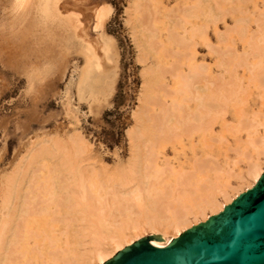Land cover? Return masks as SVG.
Returning a JSON list of instances; mask_svg holds the SVG:
<instances>
[{"label":"rangeland","instance_id":"374dc122","mask_svg":"<svg viewBox=\"0 0 264 264\" xmlns=\"http://www.w3.org/2000/svg\"><path fill=\"white\" fill-rule=\"evenodd\" d=\"M202 1L203 4L201 5L204 6L205 4V9L212 8L214 14L218 11L216 12V14L218 13L217 15H220L217 17L218 20H208L211 18L209 17L206 21L201 17L203 15L200 14L201 16H199V19H197L198 17H193L188 20H183L181 22V24H183L182 28L178 27V25H181L177 24L179 21V17L177 18V16L182 18L183 15L181 13L186 10L188 11L190 7L192 9L194 4L197 5L198 2L196 0L148 1L150 13L154 16V20L156 18L154 22H151L152 29L155 34L156 32L158 34H156L157 42L160 43V45L162 43V47L160 46L161 49L159 47L157 50L158 53L155 52L154 54V51L150 52V50L146 48L147 45L144 41L147 40V34L144 32V28H142V19L140 20L139 15L135 14V0H54L51 5L50 14L47 16L48 18L42 14V8L46 4V0H0V203L5 194L13 198L23 197L27 193H25V191H29V186L33 188L40 186L38 189H35L36 191H33L31 187L33 193L28 194L30 197H40L42 191H51L50 189L55 188L57 195L59 194L56 197L59 199L64 197L61 203L60 200L58 202V198L51 197V199H53L52 201H55L52 203V201H50V196L46 193L43 195V197H47L46 199H49L52 203H49L50 214L48 213L46 216H53L52 211L59 204L62 206L58 205V211L55 208L56 211L54 210V213L63 214L64 218H66L54 225L52 221H50V223L48 222L49 224L37 229L40 235V237H37L38 235L36 236L39 241V245L37 244L38 246H36L38 251L33 248L35 242L31 240V247H29V251L31 252H27L26 254V257L31 259V264H42V257L47 262L50 257H53L52 260L59 259V264H73V262L76 261L85 263L88 261L89 256H92L98 249L109 252L113 251L114 245L112 244V240L113 238H119L120 235L115 230L108 227L104 220H97L96 217L101 215V211L94 208H88L86 211L81 208L72 210L69 206L74 203L73 201L67 205V199L73 195L71 190L74 187V189H80L77 172L74 173L76 177L71 179L73 176L71 175V165H75L77 170H79L78 166L86 164L87 162L95 164V167L103 163L111 169L120 168L123 165L125 166L131 157V142L128 131L132 128L144 134L155 131L152 129L151 119L153 117L148 118L149 120H146L147 117L145 120H137V112L143 107L145 99H150V101L152 99V103L153 97H155L154 99L158 102L160 101L163 103V100H165L163 104L167 105V103H171L176 108H179L177 109V111L179 110L177 114L180 115L181 112H183L181 106H184L183 102H185V104L188 103L190 110L195 112L194 110L197 108V103L195 101L197 100L193 98L189 99L191 93L184 87L183 83H180L181 80L179 78L180 81L177 77L175 78L176 80L172 79L175 76H172L168 71V67L173 65L176 58L178 59L183 54L180 53L183 50L178 45H174L170 42L168 38L170 36L169 33L171 34L174 30H177L173 33L175 35L180 34L181 37V35L184 34L183 30L189 32L190 29L191 31V29L195 27V23L196 27H200V25L201 27L204 26L202 30H205L206 35L205 33L201 34L203 31L199 33L201 36L196 33L197 36H195V38L192 34H188L189 37H193L191 39L194 41L195 45L194 51L196 52V57L194 56L193 65L194 67L204 65L208 73H211L212 76L217 74V76L214 77H218L223 74L225 75V80L228 79L229 73L225 72L227 69H224L225 66L223 67V62L221 63V61H223V56L228 57L227 54L232 48H230L231 44L233 45L235 42L233 48L239 54H244L243 52L251 53L248 43V40H250L249 38L258 36L260 34L258 29H264V24L263 26L261 25L264 23V1L229 0V2L228 0H222L226 2L222 3L221 0H201V3ZM253 1L254 3H252ZM232 2L233 5L231 4ZM237 2H239V6ZM179 3L180 5H178ZM189 5L190 7L187 8ZM103 7L108 8V15L103 25L99 27L97 16ZM175 8L179 10L176 11ZM236 8L238 9L237 12L235 11ZM170 9L175 10L176 13L169 17L165 16ZM227 9L228 13H226L227 11L224 13V10ZM156 10L158 12H156ZM180 10L183 11L181 12ZM255 18L257 22H259V26L258 23L255 22ZM177 19L178 21L175 22ZM239 20L245 23L243 24L241 21L237 24L236 21L239 22ZM187 21L188 23H186ZM205 21L207 22L206 25L203 24L206 23ZM189 23L192 25H188ZM173 24L177 25L175 26ZM226 24L229 25L230 28L226 26ZM231 26L235 28L236 32L234 34L229 31L232 28ZM173 27L177 28L173 30ZM237 28L238 30H236ZM243 28L246 30H244L246 36L242 34L244 32L241 33L240 31L243 30ZM218 36H222L223 39L222 37L220 39ZM229 39H231L232 42ZM261 44L258 46V52L253 53L254 56H252L253 54L251 53L252 58L249 56L246 62L247 65L253 66V69L259 66L264 69V44ZM144 48L149 54L145 53L146 57L143 61L141 60L144 54L143 51L147 52ZM162 48H164L166 52ZM225 48L227 50L230 49L227 51L224 50ZM226 52L227 54L225 55L224 53ZM255 54L258 55L259 58L257 56L255 57ZM252 59L255 64H261L254 67ZM187 62L189 63V61L184 60L185 64L183 63L184 66H181V69L184 71L182 72L183 74L186 73L188 75L189 73L187 72L190 71L191 65L189 64L190 66H188ZM224 62L226 63L225 60ZM215 64H218V66ZM219 64L220 66L222 65V69L219 67ZM247 65L239 71L244 77L242 81L244 85L242 84V86L245 89L249 86L248 88H250V90L247 88V94L251 92V94H249V97H251L249 98L247 95L243 97L246 94V92H244L246 90H242L243 103H237L241 107H238L236 103V107H234V101L231 103L225 100L222 101L224 98L222 97V103H228V106H225L227 108L225 113H222L226 116L221 114V116L217 118L218 120L216 119V123H214L215 125L213 124L214 126L212 127V132H199L196 135L194 134L191 138L182 136L185 147L182 146L180 144L181 142L178 140H175L171 145L168 143L169 145L163 144L164 146H160L158 165L164 167L166 165L164 161L166 158H170L168 161L169 166L171 164L170 168L174 173L172 175L173 177L171 176L172 178L169 177V182H174L178 176H181V173L179 171L177 172L179 166L181 167L180 171H188L192 168L190 163L194 165L198 158L201 160L202 158L207 159L205 157L206 155L212 156L208 157V159L211 158L210 160L213 161V163L217 162L216 164L223 169V174H221V179L219 178V181H217L214 178L216 177V170H214V173L213 170L209 171V181L211 183L213 182V184L219 182L218 184L222 185L232 197L237 191L247 190L252 183V180L246 174L247 159H245V157L252 161H258L260 166L264 168V148L257 145L258 147H255L256 150L254 146L252 148V146L248 145L249 140L253 138L255 140L258 136L261 137L264 135V98L262 99V96L260 97L264 92L262 89H258L256 85L251 82L252 80L249 81V78H252V73L250 72L253 69L248 67L250 68L248 70ZM159 70L165 72L164 75ZM207 70L200 69L202 72L205 71L203 74H206ZM186 74L185 76H187ZM94 77H100L102 80L100 86L97 88L92 84ZM192 80H194V78ZM158 85L161 86L158 87ZM175 85H177V89ZM194 85H197V89L199 87L203 88L206 86V80L202 79L200 82L195 81ZM253 87H255L257 91ZM162 89H169L168 91H170L169 93L172 95L171 98L170 95L167 97L163 95ZM172 90L176 91L172 93ZM182 92L183 94H181ZM155 94L157 96L159 95L157 99ZM174 95L176 98L171 100ZM174 102H177L176 105ZM246 104L247 106H245ZM154 107L149 109V116H153V114L156 116L159 114L160 107ZM239 111L241 113H239ZM242 113L244 114L240 118L246 117L249 121L253 122L255 120L254 123L256 125L258 121L263 125L261 126L258 123L259 128L257 126V131L249 135L246 134L245 131H240L238 129L240 118L237 117V115ZM107 114L111 115L107 116ZM255 116L259 118L256 119ZM231 124L233 126H231ZM223 125H229L231 130H228V128H226L227 126L224 127ZM233 129L236 130V132ZM228 131L230 133L232 131V133L229 135ZM209 133L212 135L209 136ZM216 133H218L217 136H213L216 135ZM220 133L221 135L219 136ZM75 135L83 138L88 146L92 148L89 154L86 156L83 155V158L74 157L75 152L73 143L70 139L74 138ZM202 135L208 138V140L205 137L202 138ZM220 137L223 139L222 141ZM246 139L249 140L246 141ZM213 140H215V142ZM208 141L210 144H208ZM240 141L246 142V145L244 146V143H240ZM191 143L193 144L191 145ZM204 143L207 144L205 145ZM237 146L239 147L236 148ZM243 146L244 148H242ZM247 146H249V148ZM193 147L194 149H192ZM43 148H45L44 154L40 157H34L35 153L39 150H44ZM62 148H66L68 157H63L62 152L59 151V149ZM259 150H261L260 153ZM49 151H52L53 154H49ZM145 155V151L142 149L139 155L142 165L145 164ZM89 156L96 157V161H84ZM164 157L165 159H163ZM226 162L227 165H225ZM49 168L52 170L50 171L52 173H48L50 170ZM32 170L35 179L31 176L33 175ZM230 170L231 173L229 172ZM37 171L39 172L37 173ZM121 171L122 169L120 172ZM11 174L14 178L10 176ZM227 174H229V176ZM37 175L39 177H37ZM44 176L45 178L47 176V179H44ZM7 177H10L9 179L12 182L10 185H8L9 182L7 183V180L9 181ZM97 177L94 178L96 182L101 181L98 184H102V186L105 187L100 191L101 193L94 195L96 196L95 199L97 197L101 199L104 198L109 190L112 188L113 190L116 189V185L120 187L119 194L126 193L127 189L130 188L129 186L125 188V186L116 183L109 173H101L97 175ZM126 177L127 180L130 179L129 175H126ZM30 179L33 180L31 181ZM54 180L57 183H54L56 186L52 184ZM33 181L37 184L35 185ZM145 181L146 180L141 181L140 184L134 181L131 186H133V184H139L138 186H142V188L145 189ZM31 182L34 183V185H31ZM38 182H41L40 185ZM93 183L90 185V189H92ZM7 186L10 190L9 194L6 193L8 191ZM52 186H55V188H50ZM44 187H46L45 190ZM40 190L41 192H37ZM143 197L145 205H147L151 197L145 194ZM89 198L94 199L91 195ZM134 198L135 196H133L132 199ZM216 198H218L221 203L224 202L221 196L218 195ZM67 213L69 214V220H67ZM206 214L211 215L209 211H207ZM85 215L88 217L86 220ZM44 217L45 216L41 218L43 221ZM197 219H199V222H201L200 220H204L202 216H199ZM191 221H195L194 216H191ZM96 226L100 227L99 229L101 230H97ZM52 227L54 230L51 229ZM150 235H159L163 239L162 232L152 233L151 230L145 229L139 236H131L130 242L124 243L122 247L125 248L129 246L128 244L131 245ZM170 236L171 235H169V237ZM172 236L170 238H172ZM53 237L54 239H52ZM48 239L50 242L46 243ZM51 240L54 242L52 241V243ZM48 244L52 245V247ZM4 247H6V245H4ZM30 248L34 251L30 250ZM57 249L59 252L61 250L63 251L59 253L56 251ZM18 250L22 253L24 248L22 249L19 247ZM54 250L55 252H53ZM64 250L67 251V255H69L67 258L69 262L66 263L63 260L65 255ZM49 251L54 254L57 253L55 255L58 256L54 258L55 255L51 252L50 254L52 256H50ZM68 251L70 253H68ZM36 252H39L42 256L39 258L34 254ZM71 252L77 255L79 254L76 261L73 260ZM47 253L49 256H47ZM26 257L21 256V264L25 262ZM94 264L98 263L96 262Z\"/></svg>","mask_w":264,"mask_h":264},{"label":"bare ground","instance_id":"6f19581e","mask_svg":"<svg viewBox=\"0 0 264 264\" xmlns=\"http://www.w3.org/2000/svg\"><path fill=\"white\" fill-rule=\"evenodd\" d=\"M148 1L149 0H135L134 11H135V14L139 15L140 20L142 19L141 21H143L142 28H144L143 30L147 34L146 35L147 40L144 41L145 44L147 45L146 48H147V50H150V52L154 51V54H155V52H157L158 48L162 45V43L160 45V43L157 42V36H156L157 32H156V34L153 32L154 30L152 29L151 22L152 21L154 22L156 20V18L154 20V18H153L154 16L152 15V13H150V9H149L150 7L148 6ZM196 1L198 3H197V5L194 4L192 9L189 5L187 7V8L190 7V9H188V11L186 10L185 12H182L185 9L180 10L182 12L181 14L183 15V17H182L183 19L180 18V16H177V18L179 17V21L177 19V20H175V22L178 21L177 24L181 25V26L178 25V27L182 28L183 24H181V22L183 20H188V19H191L193 17H198L197 19H199V16H201L200 14L203 15L201 17L203 19H205L206 21H207V18H209V17H211V18L213 17V18L212 19L210 18L208 20H212V21H213V19L215 21L218 20L217 17L220 16V15H217L218 13L216 14V12H218V11L215 10L216 12L214 14L213 10L210 6H208V7H210L211 9H205L204 8L205 4H204V6L201 5V4H203V1H202V3H201V0H196ZM238 1H241V0H238ZM242 1H247V0H242ZM262 1H264V0H262ZM53 2H54V0H46V4L42 8L43 16H46V17L49 16L50 10H51V5L53 4ZM221 2L226 3L225 1H222V0H221ZM233 2L231 3L232 5H233ZM44 3H45V1H44ZM193 3H194V1H193ZM208 3H206V4H208ZM252 3H254V1ZM190 4H191V1H190ZM238 4H239V2H237V5ZM178 5H180V3ZM226 6H228V5H226ZM254 7H255V5H254ZM237 8L235 10L236 12L239 9V8L238 9ZM175 9H176V11L179 10V9L177 10V8H175ZM214 9H215V6H214ZM157 10H156V12H158ZM107 12H108V8L103 7L100 10V12L98 13L97 20L99 22V24H98L99 27H101L103 25V22L108 15ZM225 12L228 13V9L224 10V13ZM231 12H234V11H231ZM175 13H176L175 10L170 9V11H168V13L165 16L169 17ZM154 15H156V14H154ZM171 18H173V17H171ZM194 19H196V18H194ZM258 19H259V17H258ZM255 20L254 21L257 22L256 18H255ZM241 21L240 20H239V22L236 21V23L239 24ZM260 21H262V20H260ZM76 22H77V20H76ZM194 22H195V20H194ZM255 22H254V24H255ZM186 23H188V21ZM199 23L202 24L201 22H199ZM242 23L244 24L245 22L242 21ZM257 23L259 26V22H257ZM190 24L191 23H189L188 25H190ZM203 24L206 25L207 22L203 23ZM233 24H235V23H233ZM263 24L264 23H262L261 25L263 26ZM173 25H175V24H173ZM226 26L229 27V25H227V24H226ZM203 27H201V25H200V27H196V23H195V27H193L191 29V31L189 29V32H187V31L185 32V30L181 29V30H183V33H184L183 35H181V37H180V34H178L179 35L178 36L177 34L175 35L173 33L175 31L174 29L177 28V27L176 28L173 27L174 31L172 32L170 30L172 33L171 34L169 33L170 36L168 37L170 39L171 43H173L174 45L175 44L178 45L183 50L182 52H180L183 54L178 59L176 58V61H175V63L173 62L174 63L173 65L168 67L169 68L168 71L171 73L172 76H175L172 79H175L176 77H177V79L179 78L181 80L180 83L181 84L183 83L184 87L186 89H188L189 93H191L189 99L193 98L194 100H197V101H195L197 103V108L194 110L195 112L191 111L189 106H188V103L185 104V102H183L184 106L183 105L181 106L183 112L180 111L181 112V115H180V114H177L179 111V110L177 111V109H179V108H176L171 103H167V105L163 104L165 100H163V103L160 101H159L160 102L159 103L158 101H156L154 99L155 97H153V103H152L151 102L152 99H151V101H150V99L149 100L145 99V103H143V107H141L137 112V120H139V121L141 119L145 120L146 117H147L146 118V120H147L148 118L153 117L151 119L152 120V129L155 131H153L149 134L141 133V132H139V130H136L133 128L130 131H128L129 132L128 135H129L130 142H131L130 143L131 144V154H130L131 157H130L129 161H127L128 163L125 166L123 165L122 167L119 166L120 168L111 169L103 163H101L99 166L95 167V164H91L90 162H87L86 164H81V166H78L79 170H77L75 165H73V166L71 165V175H73L71 179L76 177V175L74 173L77 172L78 177H79V183L78 184L80 186V189H74L75 188L74 187L71 190L73 195H71V197L69 199H67V205H68V203H72V201H73L74 203L70 204V206H69L72 210H74L75 208H81L82 210H85V211L88 208H94L96 210H100L101 215L99 217H96L97 220L98 219L104 220L108 227L112 228L113 230H115L120 235L119 238H117V239L113 238V240H112V244L114 245L113 251L109 252L106 250L98 249L92 254V256H89L88 261L85 263L84 262L83 263L77 262L76 258L79 254L77 255L76 253L71 252L73 260L76 261V262H73V264H94L96 262L98 264H106L108 261H110L112 258H114L118 252L123 250L124 247H122V245L124 243H129L131 236H139L143 232V230H145V229L151 230L152 233L162 232L163 233V239L162 238L161 239L163 241H165V243L156 242L155 239H153L152 242L156 247H159V248L167 247L168 245H170L175 239L180 237V235H182L188 229H191L192 227L199 225L200 223L206 222L213 215H217V214L223 212L225 207H227L228 205L233 203V201L235 199H237L242 193H245L249 189H252L256 185V183H258V181L260 180V178L264 174V168H262L260 166L258 161H252L251 159L245 157V159H247L246 174L252 180V183L247 190L237 191L231 197L230 194L225 190V188L222 185L218 184L219 182L216 184H213V182L211 183L209 181V177H208L209 171L213 170V173H214V170H216V172H215L216 177H214V178L217 181H219L221 174H223V169L216 164L217 162L213 163V161L210 160L211 158L208 159V157H212V156H207L205 154L206 155L205 157L207 159L202 158L204 160H202V159L200 160L199 158L198 159L195 158L197 160L195 161L194 165H193V163H190L192 165V168L188 171L187 170L180 171L181 167L179 166L178 167L179 169L177 170V172L179 171L181 173V176H178V178H176V180L174 182H169V177H171L174 174L172 172V169L170 168L171 164L169 166L168 161L170 158H166V160L164 161L166 163V165L164 164L165 165L164 167H160L158 165L159 148L161 145H163V144L167 145L168 143H170V145H171V143H173L175 140H178L179 142H181L180 144L185 147V144H183L184 140H183L182 136H186L187 138H191L194 136V134L196 135L199 132H203V133L208 132V131L212 132V127L215 125L214 123H216V119L219 116H221L222 113H225V111L227 109L226 107L228 106V103H231L232 101H234V104L235 103L236 104L237 103L242 104L243 103L242 102L243 97H245L246 95L249 97V94H251V92L247 94V88L249 86L248 87L245 86L246 89L243 88L242 81H243L244 77H243V75H241L239 70L247 65L246 62L248 61L249 56L251 57V55L253 53L258 52L259 44L264 42V29H262L263 30L262 31V30L258 29V27L256 26V28L259 30L260 34L259 35L257 34L258 36H253V37L249 38L250 40H248L249 48H250L249 50H251L252 54L247 53V52H243L244 54H239L233 48V46H235L234 45L235 42L233 43V45L231 44L230 48L231 47L232 48L231 49L229 48L231 51H229V49L227 50L226 48L224 49V50L229 51L228 54H227V52L224 53L225 55L227 54L228 57L223 56V61H221V63L223 62V64H222L223 67L225 66L224 69H227L225 72L229 73L228 79L225 80V75H223V74L219 75L218 77H214V76H217V74H214V76H212L211 73H208V70H207L206 66H204V65H201V66L198 65V67H194V65H193V59H194V56L196 55V52L194 51L195 50L194 41L191 38H193L192 36H194V38H195V36H197V34L199 35V33L202 31L203 32L201 34L205 33V30L204 29L202 30ZM233 27L229 30L230 33H232V34H234L236 32L235 28H233ZM237 27H238V25H237ZM245 27H247V26H245ZM261 27H259V28H261ZM236 30H238V28ZM244 30H245V28H243V30H240L241 33L244 32ZM141 31H142V29H141ZM245 33L246 32H244L242 34H245ZM188 34H192V36L189 37ZM205 35H206V33H205ZM219 35H221V34H219ZM199 36H201V35H199ZM236 36H237V34H236ZM245 36H246V34H245ZM218 37H220V36H218ZM221 37H220V39H221ZM223 37H222V39H223ZM236 39H239V38H236ZM229 40H231V39H229ZM242 41H244V40H242ZM231 42H232V40H231ZM168 44H169V42H168ZM228 44H229V42H228ZM262 44H264V43H262ZM225 45H226V43H225ZM161 47H160V49H161ZM170 48H168V49H170ZM162 49H164V48H162ZM165 52H166V50H165ZM165 52H163V53H165ZM143 53L144 54L142 55L141 60L144 61V59L146 57L145 53L149 54V52L143 51ZM193 53H195V54H193ZM262 55H263V51H262ZM252 56H254V54ZM256 56L258 57V55L255 54V57ZM167 58H168V55H167ZM253 59H254V57H253ZM184 60L189 61V63L187 62L188 66L191 65V68L189 69L190 71L187 72L189 74L187 75L185 73L187 76H185V74L182 73L184 71H182V69H181V66H184L183 65ZM224 60L226 61V63L224 62ZM252 62H253L254 67L259 66L261 64V63L255 64L254 60ZM260 62H261V59H260ZM220 64H219V67L222 69V67H221L222 65L220 66ZM215 65L218 66V64H215ZM248 67H251L253 69V66H251V65L250 66L247 65V68ZM200 69L207 70V73L203 74V73H205V71L202 72V71H200ZM249 69L250 68H248V70ZM160 70H161V68H160ZM160 72L163 75L165 73L163 71H160ZM169 72H167V73L170 74ZM250 73H252V78H249L250 80L249 79L248 80L249 81L252 80L251 82H253L258 89H262L264 92V69H263V67L261 68L259 66L257 68H254L253 70H251ZM163 75H162V77H163ZM189 75H191L192 77ZM188 77H190V78H188ZM193 78H194V80H192ZM202 79L206 80V86H204L203 88L199 87L197 89V85L195 86L194 82L195 81L200 82ZM101 82H102V80L100 77H94L92 80V84L95 86V88L100 86ZM177 85H175L176 89H177ZM160 86L158 85V87H160ZM163 87H165V86H163ZM253 88L256 89L255 87H253ZM154 89H156V88H154ZM244 89L246 90V91H244V92H246V94L242 97L241 92ZM248 89L250 90V88H248ZM168 90L169 89H166V90L162 89V91H163L162 93L166 97L170 95V93H169L170 91H168ZM175 91H173L172 93H174ZM188 91H186V92H188ZM256 91H257V89H256ZM184 92H185V90H184ZM181 94H183V92ZM158 96L156 95V99ZM171 96L172 95H170V98H171ZM258 96H259V94H258ZM261 96L263 99L264 94L260 95V97ZM222 97H224L222 99V101L223 100H225L226 102L228 101L227 104H225L226 102L222 103V101H221ZM174 98H176L175 95L173 96V98L171 100H173ZM198 101H199V104H198ZM176 103H175V105H176ZM236 104L234 105V107H236ZM154 105H155V107L156 106L160 107V110H159L160 112L158 111L159 114H157L156 116L154 114H153V116H149L150 115L149 109L154 107ZM169 105H171V106H169ZM180 105H179V107H180ZM237 105H238V107H241L239 104H237ZM260 105H261V103H260ZM245 106H247V104ZM181 108H180V110H181ZM236 113H238V112H236ZM239 113H241V112L239 111ZM252 113H250V114H252ZM243 114L244 113H242L240 115L238 114L239 116L237 115V117L240 118L243 116ZM254 114H255V112H254ZM222 115H225V114H222ZM252 116H254V115H252ZM257 118H259V117L257 116L256 119ZM222 119H224V118H222ZM239 121H240V123H239ZM239 121H238V123H239L238 129L240 131H242V132L245 131L246 134H248V135L257 131L256 128L258 126L259 121L257 122V125L254 123L255 120L252 122V121H249V119L247 120L246 117L240 118ZM223 123H224V121H223ZM233 125H234V123H233ZM233 125L231 124V126H233ZM226 126H224V127H226ZM224 127H222V128H224ZM226 128H228V130H229L231 127H229V125H228ZM258 128H259V126H258ZM263 128H264V125H263ZM234 131L236 132V130H234ZM220 132L223 133L222 131H220ZM242 132H241V134H242ZM221 133L219 134V136L221 135ZM231 133H232V131H231ZM231 133L229 132V135ZM217 134L218 133H216V135H213V136H217ZM203 135H202V138L205 137ZM210 135H212V134L209 133V136ZM253 136H255V135H253ZM257 136H258V134H257ZM221 137H220V139H221ZM233 137H235V136L233 135ZM206 139L208 140V138H206ZM209 139L211 140L210 137H209ZM235 139L237 140L236 137H235ZM70 140L73 143V149L75 152L74 157L83 158V155L86 156L87 154H89L91 152L92 148L90 146H88L86 141H84L83 138H81L80 136L75 135V137L71 138ZM215 140H213V141L215 142ZM222 140L223 139H221V141ZM247 140H249V139H246V141ZM217 141H218V139H217ZM191 142H192V140H191ZM210 142L208 144H210ZM236 142H239V141H236ZM241 142L242 141H240V143ZM175 143H177V142H175ZM202 143H203V141H202ZM242 143H244V142H242ZM245 143H244V146L246 145ZM192 144L193 143H191V145ZM204 144L206 145L207 143H204ZM248 145L252 146V148L254 146V149H256L255 147H258V146L264 148V135L261 137L258 136L257 139H255V140H254V138L249 140ZM178 146H180V145H178ZM182 146H180V147H182ZM211 146H213V145H211ZM239 146H237L236 148H238ZM244 146L242 148H244ZM249 146H247V147L249 148ZM58 147H59V145H58ZM43 149L44 150H39L37 153H35L34 157L42 156L45 152V148H43ZM142 149H144L145 154H146L144 157L145 164H143V165L141 164L140 157H139L140 152H142ZM192 149H194V147ZM35 150H33V151H35ZM59 151L62 152L63 157L64 156L68 157V154L66 152V148L59 149ZM174 151H176V150H174ZM240 151H242V150H240ZM193 152H194V150H193ZM260 152H261V150H259V153ZM176 153H178V152H176ZM181 153H182V151H181ZM49 154H53V152L49 151ZM163 159H165V157ZM87 160L91 161V162L93 160L96 161V157L89 156L84 161H87ZM216 160H217V158H216ZM83 163H85V162H83ZM25 164H27V163H25ZM225 165H227V162ZM37 166H39V165H37ZM45 166H46V164H45ZM121 169H122V171L120 172ZM34 170H36V169H34ZM95 170H97V171H95ZM50 171H52V170L50 169L48 171V173ZM38 172L39 171H37V173ZM229 172L231 173V170ZM32 173H33V170H32ZM50 173H52V172H50ZM101 173H109L114 178L116 183H118L122 186H125V188H126V186H129L130 188L127 189L126 193H120L119 194L120 187L118 185H116V189L113 190V188H112L111 190H109V192L107 193V195L104 198L101 199V198L97 197L95 199L96 196H94V195L101 193L100 191L103 190L105 187V186L103 187L102 184L101 185L98 184L101 181L96 182V180L94 179L95 177H97V175H100ZM126 173H128V174H126ZM175 174H178V173H175ZM126 175L127 176L129 175V177H130L129 180H127ZM227 175L229 176V174H227ZM10 176L12 177V174ZM31 176L33 177V179H35L34 173ZM37 177H39V176L37 175ZM12 178H14V177H12ZM12 178H11V180H12ZM43 178L47 179V176H46V178H45V176ZM36 180H37V178H36ZM48 180H49V178H48ZM144 180H146L145 181L146 185L144 186L145 189H143L142 186H138L140 184V182L144 181ZM35 181H33V182H35ZM61 181H62V179H61ZM134 181H137L139 184H137V185L133 184V186H131L132 183H134ZM7 183H8V185H10L12 182L9 179V181L7 180ZM40 183H39V185H40ZM43 183H45V182H43ZM54 183H56L55 180H54V182L52 181V184L56 186L57 183L56 184H54ZM92 183L94 185L92 186V189H90V185ZM32 184L34 185V183L31 182V185ZM36 184L37 183L35 182V185ZM48 186H50V185H48ZM55 186H52L50 188H53V187L55 188ZM29 187H30V189L28 188L29 191L26 190L25 193L26 192L27 193L23 197L13 198V197H10V195L5 194L4 198L2 199V202L0 203V264H21V262H20L21 256L26 257L27 252H31V251H29V247H31L30 246L31 240H34V242H35V246L33 248H35V250L38 251L36 249L37 248L36 246L39 245V243H38L39 241L36 238V236L38 235L37 237H40V235H39V231L37 229H39V227H41V226L44 227L45 225L49 224L50 221H52V224L54 225L57 222H60L61 220H65V218H66V217L64 218L63 214H55L54 213L56 210L58 211L59 206H62L59 204H58L59 206L57 205L55 207L56 210L54 208L55 211L52 209L53 210L52 211L53 216L52 215L46 216V215H48V213L50 211V208H49L50 204L49 203H51L50 201L53 200V199H51V197H56L59 195V194L57 195V192L55 190L56 188L50 189L51 191H49V190H45L46 187H44L45 191L44 192L42 191V193H40L42 196L40 195V197L34 198V197L28 196V194H32L33 191H36L35 189L36 188L38 189L40 186L36 187V188L35 187L33 188L32 186H29ZM31 187H32L33 191L31 190ZM7 190L8 191L7 192L5 191V192L9 194L10 190H9L8 186H7ZM37 192H41V190L37 191ZM45 193L48 196H50V201H49V199H46L47 197L46 198L43 197V195ZM144 194L151 197V200L147 205H145V201L143 199ZM90 195L93 196L94 199H90L89 198ZM218 195L224 199L223 203H221L218 200V198H216V196H218ZM133 196H135L134 199H132ZM56 198H58V197H56ZM41 199H42V201H41ZM62 199L58 198V202L60 200V203H61ZM54 202L52 201V203H54ZM62 203H63V201H62ZM207 211H209L211 213V215L206 214ZM43 216H45L44 221L41 219ZM191 216H194V219H195L194 222L191 221ZM199 216H202L204 218V220L203 221L200 220L201 222H199L198 221L199 219H197ZM86 219H88V217H86V215H85V220ZM67 220H69V214L68 213H67ZM75 221H76V219H75ZM53 227L51 229L54 230L55 227L54 228ZM99 228L100 227L96 226L97 230H101ZM82 231H84V230H82ZM169 235H171V236L173 235L172 238H170L171 236L169 237ZM150 236H155V235H150ZM150 236H147V237H150ZM49 239H51V238H49ZM49 239L46 241V243L50 242ZM52 239H54V237ZM52 241L53 240H51V242ZM50 244H48V245H50ZM4 245H6V247H4ZM128 245L130 246V244H128ZM41 246H42V244H41ZM129 246H127V247H129ZM19 247L22 249L24 248V251H22V253L19 252V250H18ZM50 247H52V245H50ZM53 248H54V246H53ZM30 250H33V249L30 248ZM51 251H49V254ZM56 251L59 252L58 249ZM62 251L63 250H61L59 253H61ZM53 252H55V250ZM64 253H65V255H64L63 260L65 261V263L69 262L67 260V258L69 256V255H67V251L64 250ZM68 253H70V252L68 251ZM34 254L36 256H38L39 258H40V256H42L39 252H36ZM49 254L47 253V256H49ZM52 254H54V253H52ZM55 254H57V253H55ZM50 256H52V255L50 254ZM57 256L55 255L54 258H56ZM52 258L50 257L48 259V262L43 257L41 259H42V262L45 264H47V263L59 264V259H53L52 260ZM30 261H31V259L26 257L25 262L23 264H31ZM61 261H62V259H61ZM35 264H38V263H35Z\"/></svg>","mask_w":264,"mask_h":264},{"label":"water","instance_id":"95a60500","mask_svg":"<svg viewBox=\"0 0 264 264\" xmlns=\"http://www.w3.org/2000/svg\"><path fill=\"white\" fill-rule=\"evenodd\" d=\"M150 236L118 252L106 264H264V174L224 211L156 247Z\"/></svg>","mask_w":264,"mask_h":264},{"label":"trees","instance_id":"16d2710c","mask_svg":"<svg viewBox=\"0 0 264 264\" xmlns=\"http://www.w3.org/2000/svg\"><path fill=\"white\" fill-rule=\"evenodd\" d=\"M111 114H107V116H110Z\"/></svg>","mask_w":264,"mask_h":264}]
</instances>
